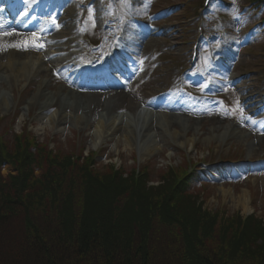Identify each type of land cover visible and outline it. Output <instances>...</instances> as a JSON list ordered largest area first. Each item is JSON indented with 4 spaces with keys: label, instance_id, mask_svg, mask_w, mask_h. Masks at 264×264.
I'll list each match as a JSON object with an SVG mask.
<instances>
[{
    "label": "rangeland",
    "instance_id": "rangeland-1",
    "mask_svg": "<svg viewBox=\"0 0 264 264\" xmlns=\"http://www.w3.org/2000/svg\"><path fill=\"white\" fill-rule=\"evenodd\" d=\"M52 1L60 6L53 14L55 24L52 26L51 40L61 37L65 45H70L71 50L68 52L73 51L75 42L80 44L83 34L89 36L93 29L97 27L101 29L104 25L103 22L107 19L103 12L107 6L106 1L111 3V11L115 10V16H117V3L121 2L124 14H130L132 9L127 0H96L92 7L88 6V0ZM132 1L138 4L137 15L151 16L147 26L154 35L141 43L138 49L140 70L127 88L134 89L132 96L142 105H146V101H149L145 97L147 90L172 89L170 93H173L176 98L164 102L172 100L184 109V118L181 122L174 120L171 125L165 118L158 116L157 118L149 117L150 119L148 118V122L145 123L144 115L140 127L130 120L128 130L135 132L134 143H127L123 139V133L120 137H109L98 143L99 138H96V132L94 128H91V123L92 116L99 115L102 111L96 112L91 104L87 111L88 106L84 108L83 105L89 104V98L101 97L100 91L85 89L82 94L88 97H75L71 109L67 108L65 103H56L52 108L43 109L47 99L35 100V105L32 107L28 100L38 92L44 75L38 78V82L31 77L30 86L26 85L28 83L26 78L14 84L11 78L0 75V115L5 119L2 130L5 127H13L20 132L27 126L42 141L53 139L51 146L58 145L64 151L76 150L77 152L83 148L87 153L90 150H96V153L102 156L97 159L101 170H104L111 161L120 166L123 164L128 170H132L133 167L141 169L149 164L150 168L160 172L174 165L187 167L188 158L198 162L209 160L216 166L214 170L209 169L212 175L204 178L200 173H196L192 176L196 191L199 189L205 195L201 199L205 202L206 208L226 213V215L240 213L250 216L256 210L263 215L264 108L256 117L253 113L259 106H264V24H259L248 31L258 18L254 17V12L239 15L237 6L234 7L235 14L232 12L223 18V21L227 22V28L232 25L235 27L236 30L233 32L222 30L223 27L215 28L213 20L206 17L204 30L206 32L201 38L202 50L215 44L217 38L224 40L225 60L223 65L213 62L210 70L214 76L203 81L201 93H194L198 98L203 97L207 92L219 95L220 98L216 100L215 106L197 110L188 108V104L184 102L185 99H178L177 95L188 93L186 90H189L188 87L193 83H203L195 82L197 79L195 72L187 75L185 81L179 78V70L182 66H186L185 62L190 57L191 46L198 34L197 13L202 0ZM142 1H145V4H142ZM225 11L227 12V9ZM87 12L90 15L85 19ZM2 25L1 23L0 26ZM121 25L124 26L123 23ZM139 28V25L132 24L128 33ZM223 31L227 32L224 38L219 35ZM50 41L44 45L48 46ZM29 42L28 38H22L19 43L14 44L9 40L1 39L0 59L5 58L8 62L13 55V49H19L21 44L22 47L26 46ZM20 50L24 51L21 48ZM79 59L81 58H77V63L80 62ZM51 63V61L45 62V70L48 72L45 75L48 78L51 75ZM59 84L58 81H54L52 88L47 89L50 94L53 95L55 90L61 93L69 91L60 87ZM118 89L122 90V88ZM65 108L72 113L73 119L67 121L64 126H61L59 119L53 123L47 118V115L63 113L62 110ZM151 113L148 115L150 116ZM81 116L85 117L84 120ZM110 117L108 115L105 118L106 124L110 123ZM235 118L238 120L234 122ZM151 126L159 130V135L157 134L159 148L150 155L149 149L146 151L149 144L144 134ZM250 126H253V131L249 130ZM227 128H240L243 133L241 135L224 134ZM176 129L181 131V135L177 137L174 136ZM9 173H15V170L6 164L3 167V177L6 178ZM36 173L38 175L40 172Z\"/></svg>",
    "mask_w": 264,
    "mask_h": 264
},
{
    "label": "trees",
    "instance_id": "trees-1",
    "mask_svg": "<svg viewBox=\"0 0 264 264\" xmlns=\"http://www.w3.org/2000/svg\"><path fill=\"white\" fill-rule=\"evenodd\" d=\"M8 135L0 166L19 174L0 178V264H264V214L206 209L183 166L97 170Z\"/></svg>",
    "mask_w": 264,
    "mask_h": 264
},
{
    "label": "bare ground",
    "instance_id": "bare-ground-1",
    "mask_svg": "<svg viewBox=\"0 0 264 264\" xmlns=\"http://www.w3.org/2000/svg\"><path fill=\"white\" fill-rule=\"evenodd\" d=\"M3 30H6L7 34V40L15 41L18 40L19 38V33L16 32L15 30L11 29L8 26H4L2 28ZM4 33V31H2ZM77 46L79 44H76ZM63 49V48H62ZM61 49V50H62ZM54 55V54H53ZM67 56L70 57V54L67 53ZM75 58V55H74ZM72 61V57L70 58H62V62H65L66 60ZM33 61V64H39V67L37 68V71L39 72V75L43 72L45 73V63L44 60L41 59L37 54H31V58L27 57L25 58L24 56H15L11 55V58L9 61H5L4 59H0V75L3 77H8L9 79L11 78L12 82L14 84L17 83L18 80L20 79H25L26 76H34V71H33V64H30ZM73 62V61H72ZM39 75L36 77V81L38 80ZM51 79L47 81H42L41 85H39V91L41 93H36L31 99L28 100L29 105L32 107L35 105L34 101L35 100H43L47 99L43 105V109L47 108H52L54 104H59V103H67L68 106L67 108H70L73 106V103L71 100V97L75 96L82 97V94L78 91H74V94L69 95H63L61 93L54 92L53 95L50 94V92L47 90L48 86H52L53 83H50ZM109 89L107 94L102 95L101 97H96V98H89L90 102L89 104L86 103L83 105L85 108L87 107V111L91 106L94 107L95 111H102L99 115L95 114L92 116V123H91V128H94L96 132V138H99V141L102 140H107L109 137H114L116 138L117 136L120 137L123 133V139L127 143H134L136 136L135 132L133 133L132 131L128 130L130 120L136 122L137 120V125L140 127V122L142 123V117L141 114L144 113L141 108V105L138 104L136 100L130 97L129 93L127 94L124 91H121L119 89L115 90L113 86L109 85ZM6 98V97H5ZM7 100V99H6ZM8 102V100H7ZM127 107L129 109L128 113L121 114L120 116L118 113H122L127 111ZM67 108L62 110L63 113H59L57 115L51 116L47 115V118L52 121L53 123L56 122L57 119L61 120V126H64V124L69 121L70 119H73L72 113H69L67 111ZM153 108L156 109V111H152L154 113H151L149 116L148 113L145 114V123L148 122V120L152 118H157L158 116L161 118H165L169 124L172 125V122L179 121L181 122L183 120V114L181 113V108L177 107L175 104H155L153 105ZM125 109V110H124ZM122 111V112H121ZM71 112V111H70ZM156 114V115H155ZM108 115H112L110 119V123L106 124L107 121H105V118ZM118 115V116H117ZM256 115V114H255ZM144 116V115H143ZM150 117V118H149ZM82 120H84L85 117H82ZM149 118V119H148ZM81 121V120H80ZM89 123L91 121H88ZM129 122V123H128ZM159 130L154 129L149 127L145 134L144 137L147 138V144H149V147L147 148L146 151L149 149L150 155L153 153L155 149L159 148V140H157V134L159 135ZM231 133L233 135L242 134V130L240 128H227L224 134ZM181 135V131L179 129H176L174 136ZM246 136V134H245ZM119 139V138H118ZM157 145V146H156ZM148 153V154H149ZM146 154V155H148ZM246 204V203H245ZM244 204V205H245Z\"/></svg>",
    "mask_w": 264,
    "mask_h": 264
},
{
    "label": "snow or ice",
    "instance_id": "snow-or-ice-1",
    "mask_svg": "<svg viewBox=\"0 0 264 264\" xmlns=\"http://www.w3.org/2000/svg\"><path fill=\"white\" fill-rule=\"evenodd\" d=\"M38 47H42V45H38Z\"/></svg>",
    "mask_w": 264,
    "mask_h": 264
}]
</instances>
